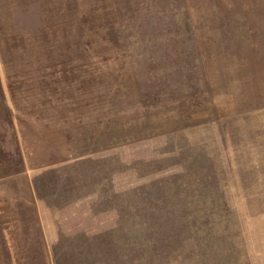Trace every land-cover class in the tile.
<instances>
[{"label": "rangeland", "instance_id": "1", "mask_svg": "<svg viewBox=\"0 0 264 264\" xmlns=\"http://www.w3.org/2000/svg\"><path fill=\"white\" fill-rule=\"evenodd\" d=\"M0 264H264V0H0Z\"/></svg>", "mask_w": 264, "mask_h": 264}, {"label": "trees", "instance_id": "2", "mask_svg": "<svg viewBox=\"0 0 264 264\" xmlns=\"http://www.w3.org/2000/svg\"><path fill=\"white\" fill-rule=\"evenodd\" d=\"M114 44H115V45H117V43H116V42H115Z\"/></svg>", "mask_w": 264, "mask_h": 264}]
</instances>
